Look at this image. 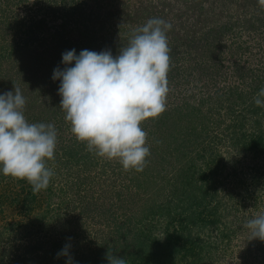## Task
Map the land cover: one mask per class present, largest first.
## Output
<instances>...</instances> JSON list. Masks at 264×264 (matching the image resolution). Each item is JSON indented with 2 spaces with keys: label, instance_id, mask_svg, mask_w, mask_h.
I'll list each match as a JSON object with an SVG mask.
<instances>
[{
  "label": "rangeland",
  "instance_id": "1",
  "mask_svg": "<svg viewBox=\"0 0 264 264\" xmlns=\"http://www.w3.org/2000/svg\"><path fill=\"white\" fill-rule=\"evenodd\" d=\"M151 18L172 25L170 91L166 110L141 124L151 153L143 176L98 157L76 139L61 117L60 81L52 74L63 70L62 53L72 49L77 55L84 49L118 55ZM54 44L56 50L44 52ZM14 87L26 99L27 121L32 115L37 123L53 124L57 145L55 159L46 161L54 172L50 189L43 190L50 212L28 231L6 225L20 221L21 203L29 209L30 197L13 194L28 193L31 185L0 172V264H68L69 257L72 264H92V257L106 253L124 258L123 251L135 248L137 232L165 234L166 219L141 217L145 195L156 205H175L179 213L192 204L190 194L199 203L191 209L199 225L188 235L197 254L183 250L178 264H264V241L251 239L245 227L264 212V149L241 142L264 138V107L254 103L264 87L259 0H0V94ZM159 118L166 122L155 124ZM69 144L85 149L65 165L60 148ZM85 153L90 166L84 165ZM134 175L146 179L139 189L130 182ZM183 178L188 194L180 196ZM202 181L209 188L206 198L197 192ZM65 245L68 255H58ZM105 258L98 264H109Z\"/></svg>",
  "mask_w": 264,
  "mask_h": 264
},
{
  "label": "clouds",
  "instance_id": "2",
  "mask_svg": "<svg viewBox=\"0 0 264 264\" xmlns=\"http://www.w3.org/2000/svg\"><path fill=\"white\" fill-rule=\"evenodd\" d=\"M259 3L264 5V0ZM171 28L165 20L151 18L134 30L118 55L88 49L77 55L72 49L62 53L63 70H53L52 79L60 81L59 107L72 134L86 143L89 152L118 161L125 171L142 172L147 166L151 153L141 124L166 110L171 51L167 32ZM262 98L264 87L254 98L256 106L264 107ZM25 105L18 87L0 94V172L26 180L33 193H38L47 189L54 175L46 161L55 159L57 130L51 123H29ZM245 227L251 239L264 241V212L248 220ZM68 248L65 245L58 255L67 256ZM106 258L109 264H128L109 253ZM68 264H72L71 257Z\"/></svg>",
  "mask_w": 264,
  "mask_h": 264
},
{
  "label": "trees",
  "instance_id": "3",
  "mask_svg": "<svg viewBox=\"0 0 264 264\" xmlns=\"http://www.w3.org/2000/svg\"><path fill=\"white\" fill-rule=\"evenodd\" d=\"M43 23V22H42ZM30 29H27V33L31 34ZM57 36H59V34H56ZM56 45H52L47 47L45 51H54L56 50ZM63 121L64 119V115H61ZM28 120L31 123H37V119L35 116L30 115L28 117ZM65 122V121H64ZM155 124H164L162 122H166L162 119H157L155 121ZM66 125V122H65ZM260 137V136H259ZM257 138H255L254 140L252 139H247V138H243L242 137V146H249L252 149H259L261 151H263L262 149H264V138L260 137L257 141ZM255 141V142H254ZM74 142V141H73ZM82 146V144H81ZM79 148V146H78ZM63 151V156L61 157V159L63 160L64 164H70V163H75L77 160H79L82 156L81 154L83 153L84 149L82 148L81 151L77 150V148L75 147L74 144H72L70 146H64L62 148ZM256 150V151H257ZM255 152V151H254ZM85 156V160L86 163L84 165H92V160L91 157L89 156L88 153L84 154ZM148 173L143 170L142 171V175H147ZM188 178V177H187ZM204 178H198L197 181L199 180H203ZM134 181L136 183H138V185H136V187L139 189L141 188V186L139 184H141L142 181H146V179L143 178V180L140 181V178L138 175H134L133 177L131 176L130 182ZM187 182L186 185L179 187V195L183 196L186 193L185 187L188 185V180L183 178L182 182ZM27 182V181H25ZM203 182V181H202ZM199 188L197 190V192H201V194H203V197L206 198L207 197V192L208 189L206 184L203 182L202 184H199ZM205 185V186H204ZM50 189L49 187H47L46 191ZM144 189V188H143ZM146 189L142 190L141 192L145 195ZM145 192V193H144ZM16 194H13L14 196H18V198L23 197L24 199L30 197L31 201H30V206L29 209H24V202L21 203V209L19 212V218L20 221H10L6 227L7 228H11V229H18V228H22L20 230H23V225H24V230H29L30 227H33L35 224V220L40 221V219H42L45 215L46 212L49 214L50 212V206L48 204L47 206V210H45V206H44V201H48V197L46 194H44L43 190H41L38 193H33L32 191V186L31 189H28V193L25 190H16L15 191ZM192 197H190V199H192V204L190 205H185L181 208L180 212L177 213V209L178 207H176L175 205H172L170 203H166V205H156L151 199V197H147L145 195V197L143 198L144 201H142V203L140 204V214L141 217L143 218H148V216H151L152 219H166V225L164 226V231L165 234L163 236V238H158V235L152 236L150 230H146L144 232H137V237H135L134 242H135V248L133 249V251L130 252H126L127 249L125 251H123L124 254V259L128 262V264H178L177 262H181L182 259H184L185 257L182 254L183 250H188L189 252L192 251L193 254H197L196 252V242L192 239H190L188 237L189 235V229L193 226L199 225L198 222V218H196L194 215V211H192L191 209L194 207H197L199 205V203L196 201V199L193 197L192 194H190ZM186 197L188 198V195H186ZM168 198V196L166 197ZM189 199V198H188ZM42 206L44 207V212L40 213L39 210H42ZM24 210V211H23ZM23 211V214H21ZM36 211H38V213H35ZM182 213H185L184 216H181ZM197 217H199L197 215ZM41 224V223H40ZM174 228L173 231H170V228ZM28 250V248H27ZM32 251H30L31 253ZM107 254V253H106ZM105 254V255H106ZM96 259H93L92 257V264H98L99 261L102 258H105L104 256L102 257H98L95 256ZM90 257H88L86 260H88ZM106 259V258H105ZM27 261V260H26ZM89 261V260H88ZM88 261H85L86 263ZM28 262V261H27ZM88 264V263H87Z\"/></svg>",
  "mask_w": 264,
  "mask_h": 264
}]
</instances>
